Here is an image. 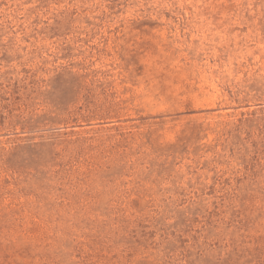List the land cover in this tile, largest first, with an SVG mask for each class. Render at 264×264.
<instances>
[{"label":"rangeland","instance_id":"rangeland-1","mask_svg":"<svg viewBox=\"0 0 264 264\" xmlns=\"http://www.w3.org/2000/svg\"><path fill=\"white\" fill-rule=\"evenodd\" d=\"M0 264H264V0H0Z\"/></svg>","mask_w":264,"mask_h":264}]
</instances>
